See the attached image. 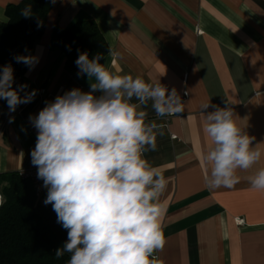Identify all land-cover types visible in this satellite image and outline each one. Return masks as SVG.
Returning a JSON list of instances; mask_svg holds the SVG:
<instances>
[{
  "label": "crops",
  "instance_id": "0c3cea01",
  "mask_svg": "<svg viewBox=\"0 0 264 264\" xmlns=\"http://www.w3.org/2000/svg\"><path fill=\"white\" fill-rule=\"evenodd\" d=\"M20 1L0 0V23L7 21L6 6ZM51 1L33 46L39 62L13 82L21 97L36 95L14 112L0 99V174L27 167L37 139L30 116L73 88L90 91L95 79L67 73L51 40L55 30L94 20L115 53L108 50L101 64L116 75L159 77L184 103L178 117H157L151 102L146 109L158 135L156 150L145 156L168 181L159 198L166 243L156 255L162 264H264V191L247 181L264 167V155L237 172L234 188L209 189L202 157L212 142L204 115L214 109L201 110L209 100L231 107L238 126L256 138L253 146L264 150V0ZM20 85L27 87L20 91Z\"/></svg>",
  "mask_w": 264,
  "mask_h": 264
},
{
  "label": "clouds",
  "instance_id": "9594fccd",
  "mask_svg": "<svg viewBox=\"0 0 264 264\" xmlns=\"http://www.w3.org/2000/svg\"><path fill=\"white\" fill-rule=\"evenodd\" d=\"M21 15L32 16V6ZM101 58L98 54L90 59L83 52L75 61L78 77L95 79L90 91L73 88L29 117L37 129L30 155L47 189L44 204L52 205L57 222L67 230V240L55 256L70 254L66 264H162L156 255L166 243L159 198L168 181L145 156L156 150L158 135V125L147 119L146 109L151 102L157 117H178L184 103L176 88L169 91L159 77L116 75ZM14 59L30 69L39 62L32 55ZM13 82L11 64L3 66L0 99L7 101L10 112L36 95L33 90L21 97ZM26 87L20 85L19 90ZM97 91L101 95L96 96ZM210 107L214 110L204 115V131L212 142L202 157L209 169L205 184L232 189L241 180L237 172L252 168L264 150L260 143L253 146L256 138L238 126L231 107L220 108L209 100L201 110ZM247 181L252 189L264 191V167Z\"/></svg>",
  "mask_w": 264,
  "mask_h": 264
},
{
  "label": "trees",
  "instance_id": "16d2710c",
  "mask_svg": "<svg viewBox=\"0 0 264 264\" xmlns=\"http://www.w3.org/2000/svg\"><path fill=\"white\" fill-rule=\"evenodd\" d=\"M29 5L32 16H22ZM51 7V0H21L6 6L7 21L0 23V70L11 64L14 81L28 69L14 57L33 56L34 43L43 33ZM51 48L64 56V69L73 77L78 76L75 61L80 53L86 52L90 59L99 54L102 60L109 50L94 20L55 30ZM0 195V264H66L70 254L58 259L55 250L66 242L67 230L57 222L51 204L36 200L31 182L18 172L1 173Z\"/></svg>",
  "mask_w": 264,
  "mask_h": 264
},
{
  "label": "built area",
  "instance_id": "2783aa9c",
  "mask_svg": "<svg viewBox=\"0 0 264 264\" xmlns=\"http://www.w3.org/2000/svg\"><path fill=\"white\" fill-rule=\"evenodd\" d=\"M186 97L187 94H184V98ZM18 173L22 179H27L31 182L36 200L44 202L47 195V189L43 187V181L37 178V168L32 165L31 158L27 167L21 169L20 171H18ZM1 202H2V197L0 195V203Z\"/></svg>",
  "mask_w": 264,
  "mask_h": 264
}]
</instances>
